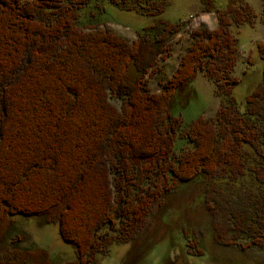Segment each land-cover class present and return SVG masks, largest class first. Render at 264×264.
<instances>
[{"label":"trees","instance_id":"obj_1","mask_svg":"<svg viewBox=\"0 0 264 264\" xmlns=\"http://www.w3.org/2000/svg\"><path fill=\"white\" fill-rule=\"evenodd\" d=\"M90 1L0 0V246L23 215L59 226L77 252L71 264H94L114 243L134 240L156 203L199 179L215 244L264 250V67L245 111L233 94L241 48L232 28L253 25L256 10L244 0L223 9L206 1L217 27L196 31L173 77L148 94L145 78L186 23L157 19L130 41L81 24ZM139 4L151 17L168 7ZM255 48L264 61V41ZM200 71L220 106L185 127L169 106ZM179 138L193 147L177 149ZM189 246L205 254L196 236ZM0 264L50 259L43 249L12 245Z\"/></svg>","mask_w":264,"mask_h":264},{"label":"rangeland","instance_id":"obj_2","mask_svg":"<svg viewBox=\"0 0 264 264\" xmlns=\"http://www.w3.org/2000/svg\"><path fill=\"white\" fill-rule=\"evenodd\" d=\"M132 9L117 5L112 0H91L80 10L81 24L99 25L112 29L130 41L137 33L157 19L186 23L183 31L167 46V58L159 60L156 73L145 78L148 94L160 93L179 67L182 56L188 53L199 30H214L218 25L216 12L204 11V3L211 1L218 8H225L229 0H165L167 9L160 16L151 17L141 12L140 0H129ZM159 1V0H157ZM258 13L253 25L232 28L240 39V58L233 71L240 79L234 89L238 108L243 112L246 96L262 81L264 61L255 46L264 41L262 0H244ZM251 56L253 64L248 66ZM216 86L203 71L183 90L173 97L169 109L174 117L184 119L185 127L201 118L216 115L220 99L215 95ZM192 148L193 144L179 138L176 148ZM205 183L194 180L175 193L165 196L154 209L144 228L132 241L116 242L108 250L98 253L94 264H264V250L243 251L238 247H223L212 238L213 219L204 204ZM15 224L6 241L0 246V257L12 245L21 249H43L50 264L78 263L74 246L65 242L56 224L42 225L36 218L23 215L14 217ZM197 237L203 256H197L189 241Z\"/></svg>","mask_w":264,"mask_h":264}]
</instances>
